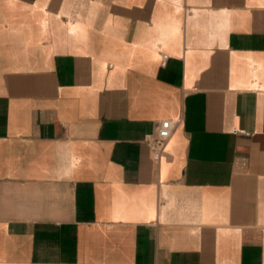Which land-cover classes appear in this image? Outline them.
Instances as JSON below:
<instances>
[{
  "label": "crops",
  "instance_id": "1",
  "mask_svg": "<svg viewBox=\"0 0 264 264\" xmlns=\"http://www.w3.org/2000/svg\"><path fill=\"white\" fill-rule=\"evenodd\" d=\"M0 264H264V0H0Z\"/></svg>",
  "mask_w": 264,
  "mask_h": 264
},
{
  "label": "built area",
  "instance_id": "2",
  "mask_svg": "<svg viewBox=\"0 0 264 264\" xmlns=\"http://www.w3.org/2000/svg\"><path fill=\"white\" fill-rule=\"evenodd\" d=\"M172 129V122L164 120L160 124L159 135L153 143L154 158L158 159L165 147L166 140L169 138Z\"/></svg>",
  "mask_w": 264,
  "mask_h": 264
}]
</instances>
